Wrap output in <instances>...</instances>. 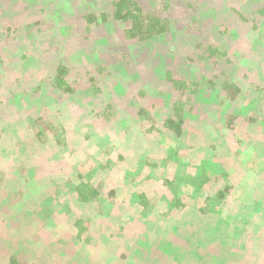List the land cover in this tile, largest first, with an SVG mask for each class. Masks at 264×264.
Returning <instances> with one entry per match:
<instances>
[{"label": "rangeland", "instance_id": "374dc122", "mask_svg": "<svg viewBox=\"0 0 264 264\" xmlns=\"http://www.w3.org/2000/svg\"><path fill=\"white\" fill-rule=\"evenodd\" d=\"M112 1L114 0H53L54 11L50 10L51 4L46 7L44 13H38L37 6L29 4V0L27 2L24 0H0V12L9 8V10H15L23 14V19L21 18L19 21L20 24L25 25L27 23V21L25 23L26 19L29 21L28 23L37 21L38 24L41 22L38 26L36 25L39 34L31 44L27 42L25 47L28 52L31 48L38 47L40 53L31 52L32 56H30L32 58L29 57L28 59L31 58L29 61L27 59L24 62L23 59H19L18 53L9 52L0 47V55L4 52L2 57H5L8 61L5 65V68L8 66L6 73L10 71L11 75L7 89L13 85L18 86L22 82H29L31 89L28 84L29 88L27 90L32 91L37 84V79L43 80L40 76L42 68L62 61L70 70V74L63 80L65 83H69V89L73 93L67 100L65 92L61 89L53 90L47 86L45 79L42 82L46 85L39 86L38 90L44 94L34 99L31 109L37 113L39 110L44 109V105L49 104L47 98L53 97L55 101L51 104L56 102L58 104V110L56 109L57 112L54 115L55 120L43 123L47 125L54 124L53 127H59L58 129L62 130V132L58 131L55 134H49L46 130L45 143H41L39 139L34 137L17 138L19 130H11L10 128L11 123H13L12 116L15 107L21 111L20 101L19 104L17 101H8L7 90L0 95V151L5 149L4 155H8V157L13 154H21V158L27 163V170L32 172L34 170L32 179L35 182V185L29 189V193L27 192L28 195L16 196L18 190H21V192L28 190L27 187L25 188L28 178L16 180L5 170L2 172L3 175H0V177L5 178L6 176L13 181L12 186L5 188L2 180L0 181V205H9L10 209L7 216L11 215L10 217L17 218V216H20L22 209L29 210V213L20 222L22 223L23 233L26 230L24 236L18 238L22 235L21 230L16 235H12V230L8 235L2 233L0 235V248H3V245H5L4 247L9 245L8 242L11 237H14L12 240H14L13 242L17 247L20 242L26 241L25 246L33 252L29 259L31 264H67L68 261L76 263V261H73L76 253L86 261L78 264H119V259H123L120 254L124 255V252L127 251L129 252L128 255L132 257L131 259L128 258L127 264H150L149 260L142 258L145 255L161 264H169L163 250L164 247L168 248V246H164L159 242L160 236H157V232L154 231V224L151 225L150 233L141 236L140 240L138 233L147 226V223L146 221H137V218H139L137 215L138 209L127 205L128 196L132 190L128 186L130 183L119 180L118 174H116L125 166L116 157L123 155L126 160H129L128 166L131 168L134 163L137 169L141 161L138 158L142 153L149 154V163L151 162L152 165H154V161H161L160 167L156 166L152 169V176L157 180V184L153 186L151 191L147 189L146 192L149 196V203L153 205V211L149 213L158 214L161 209L158 201L164 190L162 181L166 174L171 171L164 170L161 167L163 165L162 161L168 157L166 155L167 150L182 146L180 149L181 160H179L182 161L181 163L188 171H192L195 166L194 159H200L204 154L198 149L200 153L197 157H194L195 143L198 141L200 143L206 142L212 136L218 137L220 132L223 134L228 133L227 129L222 126L224 124L223 116L229 113L228 110L231 109L229 107L236 104L235 100L227 102L229 106L226 105V102L225 105L215 103L213 95L210 96V92H206V89L203 90L202 87H200L201 91L197 90L194 94V82L188 83L185 91L182 92L184 93V97H182V94L174 88L172 80H179L186 73L191 77L187 76L184 80L188 81L190 77V81H194V74L198 71V65L202 66L203 63L206 66L204 70H214L212 73L215 74L227 70L223 61L219 63V65H223L221 71L219 70L220 67H216L217 64L214 61L218 59L215 56H210L212 60H216H209L208 63L207 60H204L206 58H203V60L197 58L201 62L194 60V51L200 49V53L209 55L204 43L212 41L211 44H219L220 47L225 45L229 47L227 44L230 43L228 55L233 53L237 41L232 43L233 38L218 39L215 35L216 32H219L220 25L221 28H229L230 32L233 31L232 29H237L239 26L236 23L238 18L233 14L235 12L228 11L227 3H231L233 8L237 9L239 3L234 0H206L204 3L203 0H198V4L192 9L189 5L190 0H167L169 2L167 9H161L157 14L170 20L169 28L173 33H166L142 42L125 36L124 30L128 25L113 19ZM133 1L139 2V5L141 4L140 0ZM146 1L148 4L141 5L145 9V15L151 14L152 9L156 8V4L164 0ZM262 4L264 5V2ZM46 5L48 3L44 7ZM215 6L220 8L219 11L217 10L220 21L208 23V17H214L215 15ZM240 6L242 7L241 4ZM254 8L257 9L258 6ZM87 11L96 13L97 17L100 13L107 15V21L99 29L94 30V27L90 26L93 27L91 32L94 33L87 32L90 29L86 28L88 24L82 18V13ZM203 12L204 15L201 14ZM61 16H64L65 19H61ZM263 29L264 26H262ZM42 34H44V39L41 40L39 36ZM261 34L264 39V33ZM55 37L57 38L56 42L53 40ZM2 39V36H0V41ZM228 55L225 54L221 60L228 58ZM234 55L237 58V55ZM254 55L256 56V53ZM257 59L253 62L252 57H250L251 64H254L253 67L257 69L256 71L264 76V55ZM23 63L26 64L23 65ZM12 65H16V68L12 69ZM211 67L215 69H211ZM229 71H232L229 73V77H236L234 76V68L229 69ZM255 73L258 75V72ZM16 78H19L20 82ZM236 81L241 89L244 88L245 85L242 81H239L238 78H236ZM198 82L199 85H206V71L200 74ZM16 92L21 94L17 90ZM217 99L223 100V98L218 97ZM159 104L161 105L159 106ZM173 104L181 106L184 111L183 121L180 125V129L183 131L180 140L182 145L178 141L173 143V133L167 132L164 126V120L167 117L172 118L174 122L179 119L176 114L170 113L168 109ZM260 104L264 105V103ZM260 104L258 103V105ZM50 109L48 111H51ZM48 111H39L38 115L47 121ZM69 111L71 112L69 113ZM149 111H152L151 116L148 115ZM167 111L170 113L169 115ZM69 114H71L70 117ZM31 115V111L28 110V120L33 118ZM206 125L208 127L203 130ZM16 126H21V124H16ZM160 135L162 136L159 137ZM242 135H245V133H242ZM237 136L231 137L227 134V139L228 141H238ZM249 144L251 143L247 142L245 147L239 150L237 157L230 158L232 167L228 166L225 173L227 176L221 182H215L211 186H220L223 183L226 185L235 184L238 180V177L235 176L238 171L235 170V172L234 168L237 167L246 173L264 178V159L257 160L253 153L249 154L250 146L247 147ZM28 159L31 160L28 161ZM10 162L12 164L7 166V170L16 169L22 165L20 161L13 157H10ZM3 163L4 161L1 160L0 170L4 169ZM110 179L115 181L112 184L115 185L118 191L119 200L114 206L108 207L102 219L93 217L95 221L93 220L92 225H100L101 228L95 229L90 224L89 231L94 232L93 241L87 242L86 245L88 246L84 247L83 244L78 249L80 245L78 242L80 241L73 238L74 236L71 234L74 229H72L70 219L64 215L66 207L61 208L60 211V208H58L60 204L56 207L53 206L57 200V190H62L65 183L77 186L84 180L90 183L94 182L93 185L101 183L102 186L100 185V187H102L104 193H107L111 188L106 187L105 184L108 181L110 182ZM143 182L139 180L134 184L136 193L144 191L142 189ZM47 188H50L51 191ZM174 188L180 193L181 197H184L187 193L189 194L190 188L187 189L186 183L182 181L175 183ZM31 190L34 191L30 192ZM11 191L15 192V196L10 194ZM167 195H171L170 190ZM205 195H207V192L203 194V197ZM18 201H22V207L17 205ZM199 201L196 205L197 208H194L193 204H190V206L185 204V208L183 207L180 210L186 217L193 215L196 224H199L202 218L197 214H199L198 210L203 207L204 203L202 198ZM67 203L70 207L73 205V202L69 203L67 201ZM125 203L129 207L128 209ZM73 212L75 215L81 213L80 210L76 209ZM251 212L255 213L250 211L247 215ZM174 215L169 216V222L177 219V216L173 217ZM134 216H137V218L131 220ZM48 219L53 220L52 224L45 221ZM139 219L143 220L142 218ZM114 222L118 223L120 227L113 228ZM247 223L249 225L251 221L249 220ZM1 224L2 220L0 221V227ZM222 228L223 231L220 233H218L219 229L215 230L219 235L224 236L226 227L222 226ZM215 230L211 232L216 233ZM131 237L134 238L129 243ZM259 238L256 235L250 238L251 243L248 252H246L247 254H239L236 259L228 258L226 260H223L224 254L232 256V253H234L232 251L233 246L239 245L231 238L220 239L218 236L217 238L213 236V251L209 250L208 253L206 244L201 243V238L198 242L194 240V242H190L194 243V248L197 250L194 256H191V251H189L192 249V245L186 242L183 245H187L182 248L187 249L189 254L188 256L186 253L184 254L187 258L183 263L191 264V261L194 260V264H234L232 261H236V264H264V256L262 259L261 256L256 257L255 252V249L260 247ZM175 242L182 241L180 237L176 236ZM50 243H58L62 248L61 254L54 253L51 255ZM61 243H64L63 247ZM124 245H127L125 250L120 251V248ZM172 246L176 247V244L172 243ZM200 246L204 248L201 249ZM220 246H223V250L219 248ZM84 250H87V252H84ZM218 251L219 258L212 257L208 259L210 252L218 253ZM173 253L178 257L180 255L177 251H173Z\"/></svg>", "mask_w": 264, "mask_h": 264}, {"label": "trees", "instance_id": "16d2710c", "mask_svg": "<svg viewBox=\"0 0 264 264\" xmlns=\"http://www.w3.org/2000/svg\"><path fill=\"white\" fill-rule=\"evenodd\" d=\"M24 1L27 2V0ZM37 1L38 0H29L28 3L32 4L33 6H37L38 13H44L47 9L46 7H49L52 4L53 0H40L39 2ZM205 1L206 0H203V3ZM234 1L239 3L238 6L240 8H233L231 3H227L229 8L228 11H231L232 13L235 12L233 14L237 16L238 20L236 23L239 26L237 27V29H232L233 31L230 32L229 28H221L220 25V27L218 28L219 32H216L217 34L215 35L218 39H229V37L230 39L233 38V40L231 41L232 43L234 41H237L233 53H231V55H228V53L230 52V43L227 44L229 47H227L226 45L220 47L218 43V45H215L214 43L211 44L212 41L204 43L206 51L209 55L200 53V49H195L194 51V60L199 61L198 59L203 60V58H206L204 60H207L208 63L209 60H216H212L210 58V56H215L218 59L216 61H219L218 63L214 61L217 64L216 67H220L219 70L221 71V66L223 65H219V63L220 61H223L225 63V69L227 70H225L223 73L217 72V74H215L212 73V71L214 70H204L206 66L203 63L202 66L198 65V71H196L195 74L193 73L195 75L194 81H190L191 75H186V73H184L182 78H180L179 80H172V82L174 88L182 94V97H184V93L182 92L185 91L188 83L194 82V94L197 90L201 91L202 89L200 87H202L203 90L206 89V92H210V96L213 95L212 97L215 98V103H222L223 105H225L226 102V105H228L227 102H232L235 100L236 104L233 107H229L231 108L230 110H228L229 113H227L226 116H223L224 124L222 126L227 129L228 136L233 137L234 135H238L237 137L239 138V140L228 141L227 134H223L220 132L218 137L212 136L206 142L200 143L198 141L194 145V157H197L200 151H202L204 154L200 159H194L195 166L194 170L192 171H188L183 163H181L182 161H180V149L182 148V146L168 149L166 153L168 157L167 159L162 161L163 165L161 167L164 170L171 171L166 174L162 181L164 183V186H162L164 190L162 191L158 201V204L160 205L159 208H161L158 214H154V212L149 213L150 211H153V205L149 203V196L146 192L147 189H150L151 191L153 186L157 184V180L152 176V169H154V167L156 166L160 167L159 164L161 163V161H154V166L151 162L149 163V154L142 153L138 158L141 160L140 163L137 162L139 163L138 170L134 163L130 168L128 166L129 160H126L123 155H119L116 157L117 160L125 165L116 174H118L119 180H124V183L128 181L130 183V185H128L129 189L132 190L130 195L128 196L127 205L137 208L138 217L143 219L141 220L137 218V216H134L131 218V220L137 218V221H146L147 223V226L140 233H138L140 235V240L141 236L150 233L151 225L154 224V231L157 232V236H160L159 242L164 246H168V248L164 247L163 250L169 260V264H184L183 261L187 258L184 256V254L186 253V255L188 256L189 253L187 252V249H183L182 247L185 248L187 244L192 245V249L189 251H191V256H194V253H196L197 250L194 248V243L190 242H194V240L198 242L200 241V238L201 243L206 244L207 253L209 252V250L213 251V236L215 238H217L218 236L220 239L231 238L234 242L236 241L239 244L238 246H233L232 251L234 253H232V256H226V254H224L223 260H226L228 258L236 259L239 254H247L246 252H248L251 243L250 238L254 235L260 237L258 241L260 247H258V249H255V252L257 254L256 257L261 256L262 259V257L264 256V254L261 255V253L264 252V178H259L252 173H246L241 168L237 167L236 169L234 168V171H238L235 175L236 177H238V180L235 184L226 185L223 183L220 186H211V184H214L215 182H221V180L227 176L225 173L228 169V166L232 167L230 158L237 157L239 150L245 147L247 142L251 143L247 146H250L249 154L253 153L257 160L264 159V105L260 104L264 103V76L260 74L259 71H256L257 69L253 67L254 64H251L250 61V57H252V61L254 62L258 60L257 58H260L262 55H264V39L261 34L264 33V29L262 30V26H264V5L262 4V2H264V0ZM198 2V0H190V8L194 9V6L197 5ZM46 3H48V5L44 7ZM140 3L141 4L139 5V2H135L133 0L112 1L111 6L113 8V19L116 21L124 22L128 25L124 30L125 36H127L129 39H137L138 41L144 42L153 37L162 36L166 33H173V31L170 30L171 28H169L170 20H168L167 17H161L160 14H157V12H159L161 9H167L169 5V2L167 0L158 2V4H156V8L152 9L151 14L146 15L144 14L145 9H143L142 6L148 3L146 0H140ZM240 4L242 5V7L240 6ZM255 6H258V8L255 9ZM50 10H55L54 4L50 6ZM217 10L219 11L220 8L215 6V15L214 17H208V23L212 21H220L218 19L219 15ZM210 12L212 14V10ZM82 14V18L88 24L86 28L90 29L87 32L90 33H94L91 32V28L94 27V30H97L103 23L107 21V15L105 13H100L98 17L97 14L92 11H87ZM201 14L204 15V12ZM22 16V13L15 10H9V8H6L0 12V36H2L3 38L2 41H0V47L8 50L9 52L18 53L19 59H23L25 62L29 57L32 56L31 52L35 51L36 53H40L38 47L31 48L29 52L26 51L25 47L27 42L28 44H31L34 38L39 34L36 25L38 26V24H40L41 22L38 24L37 21H35V23H28L29 21L26 19L25 23L26 21L27 23L25 25H22L19 22ZM61 19H65V17L61 16ZM91 25L93 27H90ZM43 36L44 34L40 35L39 38L42 40L44 39ZM56 39L57 38L55 37L53 40L56 42ZM258 50H261L262 52ZM255 53L256 56L254 55ZM2 54L0 55V95H2V93L7 90L8 101H17L18 104L20 101L21 107V111L17 110L16 107L15 109L11 108L14 109V112L12 116L13 123H11L10 129L19 130L17 138L20 137V139H27L34 137L36 139H39L41 143H45V135L47 134L46 130H48L49 134H55L58 131L62 132V130L58 129L59 127H53L55 126L54 124L47 125L46 123H43L50 122V120L51 122L55 120L54 115L58 110V104L57 102L51 104V102L55 101L53 97L47 98L49 104L47 103L46 105H44V109L39 110L48 111L49 108H51V111L47 112L48 117L47 121H45L42 119V116L38 115L39 111L36 113L35 110L31 109L32 103H34V99H37L42 94H44L43 92L38 90L39 86L42 84H47V86H49L53 90L61 89L63 92H65V94H67L68 100V97L73 93L69 89V83H65L63 79H65L68 74H70V70L64 63H62V61L55 64H49L44 66L40 73V76L43 78V80L45 79L46 84L42 82L43 80L37 79V84L33 87L32 91H29L27 90V88H29V82L21 81L22 84L19 83L18 86L13 85L7 89V85L9 83L11 75L10 71H7L6 73V68L8 66H6L5 68V65H7L8 61L5 57H2ZM225 54L228 55V58L221 60L225 56ZM234 54L237 55L238 59L234 57ZM30 59H28L27 61H29ZM24 64L26 63H23V65ZM11 67L12 69L16 68V65H12ZM212 68L215 69L214 67H211V69ZM232 68H234L235 70L234 76L236 77L228 76L229 73L232 72L229 71V69L231 70ZM205 71L207 75L206 85H199L198 78L200 74L204 73ZM255 72H258V75ZM187 76H190L188 81H186V79L184 80V78ZM236 78H238L239 81H242V83L245 85L244 88H242L243 90L239 85H237ZM16 80L20 82L19 78H16ZM143 87L144 86L142 85V88ZM16 90L21 94H18ZM217 97L221 99L223 98V100H218ZM187 98H189V96H187ZM258 103L260 105H258ZM160 105L161 104H159V106ZM168 109L170 113L176 114L179 119L177 120V122H174L172 118L167 117L164 120V126L166 127L167 132H170L171 134L173 133V143L178 141V143H181L182 145V142L180 140L183 131L182 129H180V125L183 121L182 117H184V111L183 109H181V106H178L177 104H173L172 107H169ZM28 110H30L32 113L31 116L33 118L31 120L27 119ZM70 112L71 111H69V113ZM151 113L152 111H149L148 115L151 116ZM170 113L167 111L168 115ZM70 116L71 114H69V117ZM16 124H21V126H16ZM20 127L21 129H19ZM207 127L208 125L204 126L203 130ZM242 133H245L246 136L242 135ZM161 136L162 135H160L159 137ZM56 139L58 140L57 137ZM5 151V149H1L0 151V162L1 160L4 161V169L0 170V175H3L2 172L5 170L7 171V173L9 172V174H11L13 178H16V180H21L22 178L27 177L28 182L25 183V188L27 187L28 190L26 192H21V190H18V193H16V196H26V194L28 195L29 193V189L35 185V182L32 179V177H34V170L33 172L27 170V163L23 161V159L21 158V154H13L9 155L8 157V155H4ZM10 157H13L20 161L22 165L16 169L12 168L11 170H7V166L12 164L10 162ZM29 160L31 159H28V161ZM1 180L4 188L13 185V181L8 179L6 176L5 178L1 176L0 181ZM139 180L144 181L142 187L144 191L136 193V191L134 190V184ZM180 181L186 183L187 189L190 188V190L188 191L189 194L187 193L184 197H181L180 193L177 192L174 188L175 183L177 184ZM113 182H115L114 179H110V182H106L105 186L111 188V190H109L107 193H104L102 187H100L101 183L93 185L92 183L94 182L90 183L89 181L84 180L77 186H74L71 183H65V186L62 190H57V200L55 201L53 206L56 207L60 204V206L58 207L60 208V211L61 208L66 207L64 210V215L70 219L72 229H74V231L71 232V234L74 236L73 238H76L80 241L78 242L80 244L78 246V249L81 248L83 244L85 247L88 246L86 245L87 242L90 243L93 241L92 236L94 235V232L89 231L90 224L92 225V222L95 221V218L93 217H96V219H102V217L105 216V212L108 210V207L114 206L117 200H119L117 196L119 194H117L118 191L116 190L115 185L112 184ZM47 189L51 191L50 188ZM169 190L171 192V195H167ZM32 191L34 190H31L30 192ZM11 192L12 193L10 194H14L15 196V192ZM205 192H207V195L203 197V194ZM200 198L204 200V203L203 207L198 210L199 214H197V216H200L202 218L200 220V223L196 224L194 223L193 215L186 217L180 210L185 206V204L186 206H190V204H193L194 208H197L196 205L198 202H200ZM67 201L69 203L73 202V205L70 207ZM17 205L22 207V201H18ZM128 206L126 207L127 209L129 208ZM9 209L10 208L8 204L0 205V221L2 220L0 235L2 233L8 235L11 230L12 235H16V233L21 230L22 235L18 238H22L26 230L23 233L22 223L20 222L24 218V216L29 213V210L22 209L20 211V216H17L16 218L10 217L11 215L7 216V212H9ZM74 209L80 210L81 213L75 215L73 212ZM250 211H253L255 213L251 212L249 215H247V213ZM171 214H175L173 217L175 218L177 216V219L171 220L169 222L168 218ZM108 217L106 218L109 221ZM252 218L253 220H251ZM249 220L251 221V223H249L248 225L247 222H249ZM45 221L49 222L50 224H52L53 222L52 219H48ZM114 223L115 224L113 225V228L120 227L118 223ZM237 225L239 227H236ZM222 226L224 228L226 227V233L224 236L218 234L223 231ZM93 227L95 229L101 228L100 225H94ZM215 229H219L218 233ZM214 230L216 231V233L211 232ZM198 232H200V234H198ZM176 236L180 237V240L182 242H175ZM134 237H131L129 239V243ZM13 238L14 237H11V239H9V245H7L8 243L6 244L7 248L4 247L5 245H3V248H0V264H31L29 259L30 256L33 255V252H31L29 248L27 249V247L25 246L26 241L20 242V245L17 247L13 242L14 240H12ZM186 242L188 243L186 245H183V243ZM172 243H175L176 247H173ZM63 244L64 243H61L62 247ZM126 246L127 245L122 246V248H120V251H124ZM50 247L51 255H53L54 253H57L58 255L61 254L60 251L62 248L60 247V245H58V243H50ZM200 248L203 249L204 247L200 246ZM219 248L223 250V246H220ZM173 251H177L178 253H180L179 257L176 256ZM219 251L218 253L210 252L208 259L212 257L219 258ZM84 252H87V250H84ZM128 254V251L126 253L124 252V255L120 254L123 256V259L126 260L119 259V264L128 263V260L132 258L131 255ZM75 255L76 257L75 259H73V261H76V263L68 261L67 264H78L86 262L81 255H78V253H76ZM142 258L144 260H149L150 264H161L150 256L148 257V255L142 256ZM194 262V260L193 262L191 261V264H194ZM232 262L236 264V261Z\"/></svg>", "mask_w": 264, "mask_h": 264}]
</instances>
